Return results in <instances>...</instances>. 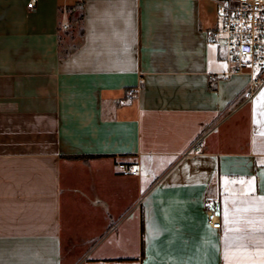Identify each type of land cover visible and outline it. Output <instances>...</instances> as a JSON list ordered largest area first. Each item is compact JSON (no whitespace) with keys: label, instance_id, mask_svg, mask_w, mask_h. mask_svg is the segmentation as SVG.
Here are the masks:
<instances>
[{"label":"crops","instance_id":"0c3cea01","mask_svg":"<svg viewBox=\"0 0 264 264\" xmlns=\"http://www.w3.org/2000/svg\"><path fill=\"white\" fill-rule=\"evenodd\" d=\"M29 1L0 0V264H264V83L216 0Z\"/></svg>","mask_w":264,"mask_h":264},{"label":"built area","instance_id":"2783aa9c","mask_svg":"<svg viewBox=\"0 0 264 264\" xmlns=\"http://www.w3.org/2000/svg\"><path fill=\"white\" fill-rule=\"evenodd\" d=\"M36 1L30 0L28 6L35 7ZM216 3L218 24L211 29V33L224 39L235 71L250 75V96L253 97L264 83V0H216ZM210 77L215 78L213 74ZM203 139L204 136H200L180 157L190 158L197 154ZM117 168L124 175L140 173L137 167L125 161L117 162ZM205 212L208 224L212 228L221 229L217 197L206 198Z\"/></svg>","mask_w":264,"mask_h":264},{"label":"rangeland","instance_id":"374dc122","mask_svg":"<svg viewBox=\"0 0 264 264\" xmlns=\"http://www.w3.org/2000/svg\"><path fill=\"white\" fill-rule=\"evenodd\" d=\"M68 28H69L70 31H71V30H74V32H76L77 34L79 33V30H80V27H77L76 29H75V28H74V29H71L70 24H69ZM71 263H72V262H69V264H71Z\"/></svg>","mask_w":264,"mask_h":264},{"label":"trees","instance_id":"16d2710c","mask_svg":"<svg viewBox=\"0 0 264 264\" xmlns=\"http://www.w3.org/2000/svg\"><path fill=\"white\" fill-rule=\"evenodd\" d=\"M81 7H79V9H80Z\"/></svg>","mask_w":264,"mask_h":264}]
</instances>
